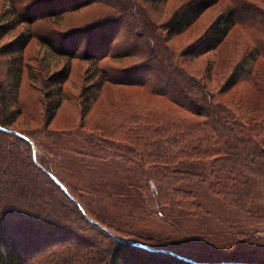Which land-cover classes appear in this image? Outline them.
Here are the masks:
<instances>
[{"label": "trees", "instance_id": "obj_1", "mask_svg": "<svg viewBox=\"0 0 264 264\" xmlns=\"http://www.w3.org/2000/svg\"><path fill=\"white\" fill-rule=\"evenodd\" d=\"M165 1L5 0L0 40L17 25H25V29L0 46L10 54L6 69L9 87L0 85V264H153L155 260L148 253L172 257L178 264H264V257L249 256L245 251L229 257L196 259L167 246L148 249L124 242L146 244L116 234L95 218L66 181L34 154L31 140L21 136L28 135L9 127L13 123L8 118L9 108L15 112L20 109L17 88L23 68L21 55L35 37L39 44L65 57L61 68L50 77L58 85L53 86L57 94L61 81L69 75L70 60L78 58L90 63L86 70V79H91L86 87L91 89L87 102L95 97L94 91L110 82L145 88L181 109L176 112L163 107L162 116L156 118L155 107L136 102L138 111L131 120L136 127L131 142L141 147V151L136 149V160L164 200L159 204L174 199L184 214L197 216L205 209L184 183L205 181L230 206L253 209L257 183L264 181V106L228 94L247 66L250 82L264 99V74L258 70L264 59V10L247 0H230L200 37L175 54L168 40L220 0L187 1L161 22L152 11ZM91 6L95 9L83 17L85 21L82 17L74 24L66 20L68 14ZM242 17L256 22V35L262 39L243 53L217 91H211L207 86L210 62L206 64L207 76L200 77L183 70L179 59L218 48ZM42 24L54 27L46 32L36 28ZM124 58L131 63L119 67L103 62ZM52 90L45 98L52 97ZM87 104L82 112L88 110ZM53 108L49 112L45 109V127ZM48 185L61 195L53 193ZM67 206L75 216L65 209Z\"/></svg>", "mask_w": 264, "mask_h": 264}, {"label": "rangeland", "instance_id": "obj_2", "mask_svg": "<svg viewBox=\"0 0 264 264\" xmlns=\"http://www.w3.org/2000/svg\"><path fill=\"white\" fill-rule=\"evenodd\" d=\"M187 1L190 0H166L152 14L162 22ZM229 1L220 0L204 11L190 27L173 35L168 44L175 54L200 37ZM247 1L264 10L263 1ZM5 3V0H0V16ZM94 9L91 6L68 14L66 20L74 24L80 17L83 20L87 13L90 16ZM53 27L42 24L36 28L45 31ZM24 29L25 25H17L13 32L0 40V46ZM258 29L254 20L242 17L218 48L185 60L179 59L180 65L185 71L206 77V64L210 62L211 78L207 86L209 90L217 91L243 53L261 41L262 38L256 35ZM9 56L0 50L1 88L9 87L6 74ZM21 59L23 68L17 88L20 109L15 112L9 108L8 118L13 122L9 127L28 135L34 154L66 181L95 218L123 237L142 240L152 248L167 246L195 258L229 257L241 251L249 256L264 257V181L257 183L251 210L230 206L215 195L205 181L184 183L205 212L197 216L186 215L174 199L167 204H159V200H164L158 197L155 183L151 184L152 179L142 172L141 163L136 160L138 147L131 142L136 136V127L131 120L136 117L140 103L155 107L156 118L162 116L163 107L180 112L179 107L161 96L150 94L145 88L110 82L94 91L95 97L87 102L86 95L91 89L86 87L91 84V79H86V70L90 63L78 58L70 60L69 75L61 81V91L57 94L53 86L58 85L52 83L50 77L61 68L65 57L39 44L35 37L25 45ZM130 61L124 58L103 62L120 67L129 65ZM258 70L264 74V59ZM51 90L52 97L45 98ZM228 96L264 106V99L250 82L247 66ZM56 98L58 102H55ZM86 103L88 110L82 112ZM46 108L48 112L53 108L54 114L45 127ZM99 132L111 143L99 136ZM138 149L141 151V147ZM48 187L56 195H61L55 187ZM65 209L75 216L69 206ZM148 255L155 260L153 264L180 263L160 253Z\"/></svg>", "mask_w": 264, "mask_h": 264}, {"label": "water", "instance_id": "obj_3", "mask_svg": "<svg viewBox=\"0 0 264 264\" xmlns=\"http://www.w3.org/2000/svg\"><path fill=\"white\" fill-rule=\"evenodd\" d=\"M3 130H6V131H8V132H14L13 130H11V129H8V128H3V127H1ZM21 136H23L24 138H26L28 141H30L27 137H25L24 135H22L21 134ZM31 142V141H30ZM44 169V168H43ZM45 170V169H44ZM46 171V170H45ZM47 172V171H46ZM54 178V177H53ZM62 186V188H64V190L68 193V191L66 190V188L63 186V185H61ZM69 194V193H68ZM82 212L85 214V212H84V210L82 209ZM124 242H127V243H132V244H136V245H140V246H143V247H146V248H148V249H154V248H152V247H149L148 245H146V244H144V243H139V242H135V241H132V240H123ZM220 263H225V264H228V263H231V262H229V261H224V262H220ZM233 263V262H232ZM243 264H249V263H243Z\"/></svg>", "mask_w": 264, "mask_h": 264}]
</instances>
